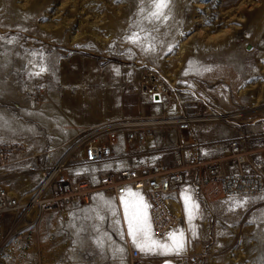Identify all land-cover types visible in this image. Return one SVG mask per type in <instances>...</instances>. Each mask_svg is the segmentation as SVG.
<instances>
[{
	"label": "rangeland",
	"instance_id": "374dc122",
	"mask_svg": "<svg viewBox=\"0 0 264 264\" xmlns=\"http://www.w3.org/2000/svg\"><path fill=\"white\" fill-rule=\"evenodd\" d=\"M140 7L141 0H0V142L19 147L0 170V181L12 195L29 199L61 163L60 176H88L92 170L75 144L87 131L139 118L143 110L157 116L138 88L146 69L159 73L170 89L171 107L162 113L209 119L194 125L191 145L200 156L224 160L228 142L240 138L247 169L259 166L264 176V0H172L171 15L155 27L142 21ZM138 22L146 31L134 27ZM133 32L146 39L130 43ZM41 66L46 71L30 75ZM54 114L56 122L45 120ZM152 141L134 149L120 145L112 161L118 168L153 163L169 156L176 135L158 133ZM185 192L199 205L190 223ZM178 194L172 200L182 223L173 231L182 230L186 240L179 255H144L133 246L124 197L96 194L87 205L41 216L65 219L47 225L65 232L64 264H168L200 252L211 264H264V193L239 198L248 202L235 211L229 210L230 198L204 203L189 187ZM36 216L33 209L14 223L5 217L2 237L20 232L0 243V264L27 263L25 222ZM133 250L137 260L130 257Z\"/></svg>",
	"mask_w": 264,
	"mask_h": 264
},
{
	"label": "built area",
	"instance_id": "2783aa9c",
	"mask_svg": "<svg viewBox=\"0 0 264 264\" xmlns=\"http://www.w3.org/2000/svg\"><path fill=\"white\" fill-rule=\"evenodd\" d=\"M138 88L145 99L147 110L158 109L157 116L141 112L139 118L111 122L95 127L76 140L81 151V160L92 172L81 180L58 175L63 163L55 167L57 172L49 175L29 199L12 193L0 181V243L10 241L17 232L2 237V227L7 216L15 219L37 209V219L44 212L56 213L73 206L87 205L96 194L112 198L141 194L149 206V219L156 237H164L182 223V217L174 213L169 200L176 198L182 187H189L200 201L212 203L229 198L260 196L264 193V176L259 166L247 169L248 152L243 140L234 138L226 147L225 161L232 164L227 168L224 160H207L192 147L194 125L205 119L185 116H169L164 113L171 107L170 89L159 73L152 69L143 70L138 76ZM176 142L169 156L158 157L153 163L108 167L116 156L120 145L134 149L142 146L158 134L171 131ZM19 147L0 142V170L9 166L11 154ZM127 158V155H126ZM107 166V167H106ZM232 169H236L235 172ZM2 238V239H1ZM132 260L139 252L130 253ZM174 264H211L205 252L183 255Z\"/></svg>",
	"mask_w": 264,
	"mask_h": 264
},
{
	"label": "snow or ice",
	"instance_id": "6c2138e0",
	"mask_svg": "<svg viewBox=\"0 0 264 264\" xmlns=\"http://www.w3.org/2000/svg\"><path fill=\"white\" fill-rule=\"evenodd\" d=\"M145 0H141V7L138 10V15L142 17V21L152 24L154 27L157 23L166 22L171 15L172 0H147V7L144 6ZM134 27H140L141 31H146L142 22H138ZM129 42L133 44H140L142 38L139 32H133L129 36ZM149 51L152 49L149 48ZM211 70V69H206ZM46 68L41 66L39 71L31 73L30 75L39 76ZM2 120V117H0ZM138 196L139 194H133ZM185 203V213L189 223L196 217L199 212V205L196 204L190 194L185 192L183 195ZM232 207L230 211H235L237 208H243L247 204V199H239L236 197L230 198ZM124 206V216L127 223V235L131 238L133 246L144 255H179L185 249L186 240L185 234L182 230H175L168 233L163 240L157 239L155 233L152 231L150 219L148 216V205L143 202V198L138 200H127L122 198ZM87 219V217H85ZM102 219V218H101ZM93 229L99 232V228L93 225ZM195 235V232H193ZM97 247L103 248L104 240L97 239ZM117 252H122L123 249H116Z\"/></svg>",
	"mask_w": 264,
	"mask_h": 264
},
{
	"label": "crops",
	"instance_id": "0c3cea01",
	"mask_svg": "<svg viewBox=\"0 0 264 264\" xmlns=\"http://www.w3.org/2000/svg\"><path fill=\"white\" fill-rule=\"evenodd\" d=\"M119 165V163L115 162L107 166L118 168ZM85 171L87 170L85 169ZM133 194L136 193L129 194L126 197L129 196L132 198L130 200H136V195ZM98 203L112 206L108 201L98 200ZM120 205L116 204L118 208H121ZM173 208L175 211L174 206ZM147 212L149 216V208ZM63 220L65 219L48 215L40 216L37 219L26 220L24 228L26 264H64V257L67 254L65 232L60 231L59 228L47 227L49 224L61 225V222L64 223ZM16 232L19 234L20 231ZM68 252L70 254V250ZM166 262L168 264H174L175 260L169 259Z\"/></svg>",
	"mask_w": 264,
	"mask_h": 264
},
{
	"label": "bare ground",
	"instance_id": "6f19581e",
	"mask_svg": "<svg viewBox=\"0 0 264 264\" xmlns=\"http://www.w3.org/2000/svg\"><path fill=\"white\" fill-rule=\"evenodd\" d=\"M239 115H235V116H233L234 118L235 117H238ZM52 117V118H51ZM50 118H45V120L47 121V122H49V121H51V122H56V116H55V114L53 115V116H51ZM52 119V120H51ZM58 119H60L59 117H58ZM207 121L209 120V119H206ZM205 120V121H206ZM153 139H151V140H149V142H151ZM148 142V143H149ZM153 142V141H152ZM57 172V169L56 170H54V171H52V175H54L55 173ZM13 194V193H12ZM136 194H139V193H136ZM141 195V194H140ZM139 199V198H138ZM137 199V200H138ZM144 202V201H143ZM147 203V202H146ZM169 203H172V205L175 207V211H174V213H175V215H177L178 217L179 216H181V214H180V209H179V206H178V204L176 203V202H174V200H169ZM147 205H148V203H147ZM148 208H149V206H148ZM37 216H38V212H37ZM36 216V217H37ZM184 219V224L186 223L185 222V217L183 218ZM174 229H176V228H173L171 231H173ZM171 231H169L168 233H170ZM168 233L164 236V237H166L167 235H168Z\"/></svg>",
	"mask_w": 264,
	"mask_h": 264
}]
</instances>
